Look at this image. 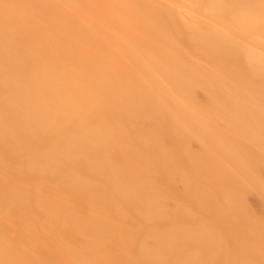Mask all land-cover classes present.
I'll use <instances>...</instances> for the list:
<instances>
[{"label":"bare ground","instance_id":"6f19581e","mask_svg":"<svg viewBox=\"0 0 264 264\" xmlns=\"http://www.w3.org/2000/svg\"><path fill=\"white\" fill-rule=\"evenodd\" d=\"M0 264H264V0H0Z\"/></svg>","mask_w":264,"mask_h":264},{"label":"rangeland","instance_id":"374dc122","mask_svg":"<svg viewBox=\"0 0 264 264\" xmlns=\"http://www.w3.org/2000/svg\"><path fill=\"white\" fill-rule=\"evenodd\" d=\"M200 96H201V98H203L202 95H200ZM260 202H261V199L258 196L252 195L250 197V204H251V206H253L254 209H257V207L260 205Z\"/></svg>","mask_w":264,"mask_h":264}]
</instances>
